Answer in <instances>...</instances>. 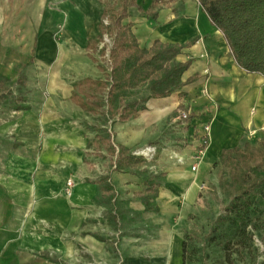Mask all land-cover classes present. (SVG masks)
I'll use <instances>...</instances> for the list:
<instances>
[{"label":"crops","instance_id":"1","mask_svg":"<svg viewBox=\"0 0 264 264\" xmlns=\"http://www.w3.org/2000/svg\"><path fill=\"white\" fill-rule=\"evenodd\" d=\"M117 1L0 0V76L9 81L0 91V264H182L178 209L196 202L223 149L264 125V78L235 63L197 0H160L156 18L130 8L125 22L144 48L155 40L182 44L196 38L176 60L192 59L182 80L199 78L168 97L149 99L135 118H108L109 125H100L116 152L121 145L144 160L138 167L110 165L104 150L88 146L99 115L72 96L79 82L96 80L81 76L90 63L97 67L87 46L107 23L105 7L117 8ZM136 2L146 11L153 0ZM35 64L45 69L40 77L32 75ZM23 83V94L16 95ZM168 121L183 127V140L172 146L154 131ZM204 133V153L191 170ZM155 141L161 142L155 153L136 154ZM150 175L159 186L155 207L147 210L141 195L143 177ZM102 181L113 189L110 201Z\"/></svg>","mask_w":264,"mask_h":264},{"label":"trees","instance_id":"2","mask_svg":"<svg viewBox=\"0 0 264 264\" xmlns=\"http://www.w3.org/2000/svg\"><path fill=\"white\" fill-rule=\"evenodd\" d=\"M159 1L153 0L146 11L137 5L136 0H118L117 8L113 5L105 7L103 19L107 23L101 22L98 36L87 46L90 58L105 78L84 79L72 96L87 113L104 114L107 119L120 121L132 119L149 99L168 97L199 78L195 74L182 80L192 59L176 60L196 38L182 44L155 40L149 48H144L139 46L131 24L125 22L130 16V8H136L145 17L156 18ZM197 2L210 24L223 35L235 63L245 72L264 78V0ZM105 36L110 37L111 46L108 52L104 47L99 51L101 56L107 54L106 63H103L95 54ZM8 83L0 76V91H6ZM178 109H184V106L180 104ZM97 130L95 139L89 141L88 146H93L97 152L104 150L110 165L122 169L143 164L142 157L132 155L124 146H118L116 152L107 129L99 127ZM213 167L217 168L218 185L224 200L200 240H193L188 233H183L181 263L192 264L197 252L203 264H262L255 239L264 244V132L256 146L243 140L238 146L223 149ZM102 183L103 197L110 201L113 189L105 181ZM143 184L145 190L141 201L148 210L155 207L159 181L150 175L143 177ZM211 190L219 201L216 187Z\"/></svg>","mask_w":264,"mask_h":264},{"label":"rangeland","instance_id":"3","mask_svg":"<svg viewBox=\"0 0 264 264\" xmlns=\"http://www.w3.org/2000/svg\"><path fill=\"white\" fill-rule=\"evenodd\" d=\"M174 6L176 8L179 7V4H174ZM111 46V39L110 37L105 36L104 37V41L102 43H100L98 51L96 53V56L101 60V62L103 61V63H106L107 60V54L105 56H101L99 54V51L101 50L102 47L105 48L106 52H108L109 48ZM84 58V57H83ZM79 60V58H77ZM84 61H87L86 58H84ZM81 66H84L81 64V60H79V63ZM90 65V71H86L85 74L81 75V76H86L89 75L93 78L96 79H104L105 76L103 73H101L95 64H89ZM37 66V68L35 70H31L32 75H35L36 77H40L39 75H41V72L43 73V71H45V69L43 68V65H40L41 67H39V65L35 64L34 67ZM70 64H67V67H70ZM63 68L65 69V66H63ZM81 67L77 66L76 71L78 72V70ZM83 68V67H82ZM74 71V70H73ZM72 74H75V71L72 72ZM24 77V72L20 71L19 72V77ZM22 86H16L15 87V92L16 95H20L23 94L22 91V87L24 85L21 84ZM13 91V90H11ZM35 99L37 101L40 100V94L37 93L35 94ZM84 122L86 123L87 120L85 119ZM116 122V121H115ZM173 123V122H172ZM169 123L166 122L165 125H163V127L161 129L159 128H154V131H158L160 130V137L159 140L161 139H165L166 141H169V144L172 146L175 144V142H181L183 140V138H181V134L180 131L182 130L183 127H180L179 124L175 123ZM107 126L109 125L108 123V119L104 114H101L99 116H97L95 118V127H100V125ZM115 124H117L116 126H119V124L116 122ZM113 127H114V122H113ZM116 129L113 128L112 130ZM204 130V128H203ZM205 132V130H204ZM264 132V125L254 131L251 132L250 135L246 138H244L243 140H247L251 145L256 146L262 136ZM202 137H205L207 139V134L204 133V135ZM242 140V141H243ZM116 141V140H115ZM161 145V142L159 141H155L153 144H150L149 146L153 147L154 153L155 151H157L158 149L156 148V146ZM139 149L135 150L136 152ZM214 186L217 189V197L219 199V201L215 199V194L213 193V191L211 190V188H214ZM224 200V197L222 196L221 193V189L218 185V179H217V168L216 167H212L211 170L209 171V175L208 177L205 179L204 181V185L201 188L199 194H198V198L196 200V202L188 207H184V206H180V208L178 209V213L175 216L176 218V227L177 229L180 230V232L182 233H188V237L193 239V240H200L201 237L206 233V231L208 230L212 219L219 213L220 211V207L222 205V202ZM199 243V242H198ZM197 243V245H198ZM255 244L258 246L259 248V261L262 262V264H264V244L261 240L259 239H255ZM198 247V246H197ZM118 255V254H116ZM117 261H118V257H117ZM204 262L200 260V256L199 253L196 252L195 254V260L192 262V264H203Z\"/></svg>","mask_w":264,"mask_h":264},{"label":"built area","instance_id":"4","mask_svg":"<svg viewBox=\"0 0 264 264\" xmlns=\"http://www.w3.org/2000/svg\"><path fill=\"white\" fill-rule=\"evenodd\" d=\"M182 116L186 117V113H183ZM204 130L208 131V127H205ZM201 144H204V147L197 148V151L195 152V155L193 156V159L195 160V163L191 166V170H195L196 169V165L200 161V159H201V157H202V155L204 153V149H205L206 144H207V139L206 138L203 139ZM153 152H154V148L147 147V148H144V149H142L140 151H137L136 154L143 155L145 157H149ZM73 186H74L73 179L71 177L67 178V180H66V188H65L66 195H68V196L71 195Z\"/></svg>","mask_w":264,"mask_h":264}]
</instances>
